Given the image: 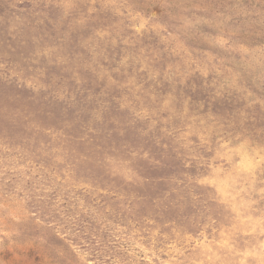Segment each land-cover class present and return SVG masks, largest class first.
<instances>
[{"label":"rangeland","instance_id":"obj_1","mask_svg":"<svg viewBox=\"0 0 264 264\" xmlns=\"http://www.w3.org/2000/svg\"><path fill=\"white\" fill-rule=\"evenodd\" d=\"M0 264H264V0H0Z\"/></svg>","mask_w":264,"mask_h":264}]
</instances>
